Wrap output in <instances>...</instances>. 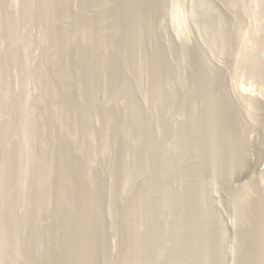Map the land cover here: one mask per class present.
<instances>
[{"label":"rangeland","instance_id":"1","mask_svg":"<svg viewBox=\"0 0 264 264\" xmlns=\"http://www.w3.org/2000/svg\"><path fill=\"white\" fill-rule=\"evenodd\" d=\"M4 1L8 2V3H4ZM133 1H135L139 5H141L142 8L146 9V7H147V10H149V11H147L145 9L144 10H145L146 14L149 13L148 16L150 18H148V17L147 18L151 21V27L142 26L141 32L138 35V38L135 40H134L135 37L133 36V34L130 33V29L128 27V24H126L128 22L130 23V21L133 24L134 23L137 24L135 19L137 17V12H139V11L134 9V7H132V4L134 3ZM1 2H2V5L5 4L3 6H6V4L8 5V6H6V9L8 7L10 12L12 13V15L14 17L17 16L16 14H18L19 11L21 13V11L23 9L22 5H24L23 4L24 0H1L0 3ZM103 2L104 3H102V0H92V1L91 0H69V4H68L69 6H67L68 11L71 13V15L69 14L70 15L69 18L64 19V17L63 18L60 17V19L55 18L56 20L50 19L48 22L45 23V25L40 24V22H38L37 20H32V23H29L27 25L24 24V26L22 25V27H24V28H22L20 26L22 29L20 31H21V34L23 35V37H22V35H20L18 33V37L16 36L17 38L12 39L13 42H11L12 43L11 46H9V43H8L11 40L5 41L4 39H2V41L4 40L5 42L4 43L1 42L2 44L0 43V45H1L0 46V50H1L0 52L1 53L3 52L5 54V52L7 51V53L9 55H11L12 51H9V50L12 49L13 51L15 50L17 53L20 54V55H18L20 58V64L18 66H16L17 68H15V67H14L15 69L13 68V70H15V71H11L12 73L10 72V74H11V76L9 75L10 79H9V76L7 77L9 79V82L11 83V86H10L11 89L9 91V95H10V92H12L15 95L14 98H16V99L18 98L20 100L21 99L23 100L21 102L22 103L24 102L23 103L24 106L26 103V108L29 109V118L30 119H28V120H30V124H31V125L29 124V129H31V131L33 132L32 128H34L35 129L34 132H35V134L37 133L36 135L38 137L41 135L43 137H45L44 139L42 137V140H41V141H43V140L46 141V142H44V141L42 142V144L43 143L46 144V145L43 144L44 146H47V147H45L47 149L42 148L43 150H45L44 152L49 151V148L52 147L53 152L55 153V157H56L55 162L56 163H58L57 161L60 160L59 157L62 155V153H64V155L69 154L71 158L66 159L67 156L63 155V156H61V157H63L62 160L65 158L69 163L71 161V165H70L69 163H66L67 161L66 162L64 161L65 159L63 160L65 162L64 164L70 165V168L73 170V172L77 176V178H76L77 182H75V183L72 182V183H74V184H72L73 186L72 185L69 186L68 184H67V186L65 185L66 189H67V187L68 188L70 187L69 191H68V194L70 193V195L67 196V200L69 199L67 202L71 201L70 207H73V209L72 208L70 209L68 206H64V207L62 206V208H61L62 212L61 213H64V214L63 215L60 214L59 216H55V213H56L55 211L52 212L54 209V204L57 200V197H56L57 196V189L60 186V182H58V178H57L58 173L54 172V171L51 174L54 173V175H56V176L53 175L54 177H52L51 174L49 176V178L52 177V179L50 178L52 181L51 182L52 187H50L48 197L50 200L55 199V201L54 200L50 201V203L52 202V204L49 203V205H47V206H49V208L45 207L46 204L40 205L41 203H39L38 199H36V198H38L37 196L39 195V192H37V190H35L34 188L33 189L31 188L32 179L34 176V168H35L34 166H31V165H34L33 164L34 161H32L33 158L31 160V157L35 156V154L37 155L38 151L41 150L40 146L42 144L40 145L38 139L36 140L35 137H37V136L32 137L30 139V137L34 136V135H31L32 132L30 133L28 131L31 136L27 135V137H26L27 142L26 143L24 142L25 146L23 145L22 129H21L22 123L20 124L21 121L18 120V118H17L20 116V113H18V111L16 112L17 109L19 110L18 105H17L18 101L16 100L15 101L16 104H15V102H13L14 100L11 99L12 100L11 102L14 105L12 103H10V105L7 108L10 109V108H13L14 106L17 105L15 107L16 109L13 108L11 110H7L8 113L7 114L4 113L6 115V117H4L5 115L2 113L0 115V117H1L0 118V124H1V122H2V124L4 123L3 117L5 118V122L7 119H13V121H14L13 134H12V137L10 138V142L8 144V147H10L11 144H13V145H11V147L12 146L15 147L18 144L22 143L21 146H22V148L25 149V150L23 149L25 152L22 151V152H24V153H22V157L23 156L24 157L22 160L23 167L21 169L24 170L23 175L26 174V176L24 175V178H23L24 180L25 179L26 180H25V182L23 180V182H18V183L14 182L15 184H11L12 191L14 193L11 197V202L9 204H7V206H9L10 209L12 207L11 210L13 211L12 212L13 218H11V220L14 219L17 222V224L14 220L11 221L9 219L8 220L9 222H7V226L12 231L15 229L14 232H16V235H15L16 237H12L13 239H11V237L9 238L8 242L5 243V245H7V247H5V245H4V247L2 246L6 251L4 250L2 260H1L2 262L1 261L0 262L3 264H30L29 261L31 262V260L36 259V262H38L37 264H55L53 262H55L57 259H53V258H55V257H53V255L56 256V258L61 257V255H63L65 257V259L67 258L65 260V262L67 261V263H69V264H71V263L87 264L84 261V257L86 254L84 251L85 249H84L83 243L81 242L82 245L79 242L77 244L76 241H74V239H72V237H71L72 232H75V233L81 232L82 234L84 233L83 235L85 238L87 237L84 240V242L86 241V244H89L93 248V251H94L93 252L94 262L93 263L94 264H120L121 261L123 262V260H124L123 257H125L124 255L126 252V248L124 246L125 243H123V240L125 242V238H126L125 237L126 233L124 234V232H125L124 230H125L127 217H130V216H128V213H127L128 207H129L132 200H134V201H132L131 204H136V201H137L136 199L138 196L137 194H140V191H141V193L143 192V190H142L143 186L142 185L145 184L144 182H140V180H141V178L148 176L147 171H145V173L143 172L141 175H139V177H137V174H136L135 162L137 161V163H138V161L140 159V156H139V147H140L139 144L140 143L137 139L134 125H130L128 123L129 125L126 124L127 126L125 125V128H124V126L120 127L121 125H119L121 118L123 117L122 115L126 114V116H127L128 113L130 114V112H128V113L126 112L127 109L129 110L128 106L125 109L126 103L132 102L131 104L132 105L134 104L133 105L134 107L133 106H132L133 108L131 107L133 110L132 112H134L136 110L137 112L139 111L141 114H144L150 121V130H151L150 133L152 132L151 133V135H153L152 137H154L157 142H160V143L163 142L164 143V144L163 143L162 144H163L165 150L163 148H161V146H160L159 151L156 152L155 154H153L154 157L156 158L157 154L162 152L166 155H170V157L172 156V158L176 159V163H177L175 169L173 168V170L170 172L171 173L170 176L168 174L166 176V178L160 182H147V185L150 188L148 187L149 188L148 189L147 187H145L147 189L146 190L147 194L148 195H149V193L151 194L148 196V199H147L149 204H146L147 206H145V204L143 203L144 204L143 207L147 209V216L148 217L151 216L150 219L146 220V222H149L150 220L155 224H157L159 222L158 226L160 227V229L158 227L159 230H158V233L155 235L156 239L155 238L154 239L155 240L159 239L158 241H156V244H157V246L159 245V248H161L160 250H158L159 252L160 251L161 252L160 253L157 252V254L159 253L158 255L156 254L158 256V259H157V256L154 254V252H152L151 249H147V250H145L146 253L145 252L143 253L144 258L145 259L147 258L150 260H153L154 258H156L157 262H159L160 264H163L164 262L166 264H168L169 262H173V264H174L176 262L175 257H177L178 255H179L178 258H181L182 255L184 257L186 250H187L186 245L188 243L189 235H190L186 231L187 230L186 229L187 222H185L183 220L184 217L187 218L186 216H188L190 214V213L188 214L189 211L186 209V203H187L186 198L187 197L185 194L187 193L188 189L190 190L193 188V190L199 191L200 199L198 202V204H199L198 208L200 207L199 209L201 210L202 218L204 219L203 230L201 228H199L197 233L202 235L201 237H203V240L206 242V245H208V246L210 245L209 248H208V246L206 247V256L207 257L205 258V264H237L238 263L239 245H238V238L237 239H235V238L237 237V233H238L237 227L239 224L238 223L239 219L235 220V218L232 217V215H233L232 210L228 204V198L226 197L230 191L229 188L225 185L221 186V184L216 180V178L213 177V173H211L210 168L204 169L205 171H203V174H202V177H203L202 182H200L199 185H197V183L195 184L193 182L191 184L187 179L179 177L180 176L179 174L181 172L180 170L183 166L186 165V163H185L186 161L184 162L183 161L184 159H182L184 155L180 149L181 147L179 145L178 134H176L175 132H173L174 134L172 132H171L172 134H170L169 133L170 131L169 130L167 131L166 129H169L171 127V129L173 131L175 130L177 132L179 130V127H181V125L184 121V114H182V112H180L179 109L177 110L178 106H177V108L175 106L178 103V101H179L178 99H179V97H181V94L185 95L187 93V91H190V89L193 90V88H191V86H190V84L192 83L191 78L196 79V80L194 79V85H197L199 83L197 85L198 87H196V89H195V90H197L196 92H198L200 90V93H203V91L201 90L202 85H203V83L201 84V81H202L201 77H206V79L207 78L210 79L212 76L217 75L218 78L223 80L225 88L227 90V93H228L229 97L231 98L230 100H232L233 104L236 106L235 107V108H237L236 111L238 110V113L240 114L243 123L246 126L248 125V127L251 130V136L249 138V140H250L249 143L250 142L251 143L249 144L250 149L248 151V157L244 161V164L241 165L242 168L240 166L241 170L239 169V171H238V178L233 180V183H232L233 186L231 185L230 188L235 190V188L238 189V187H239L238 191H240L241 186L243 187V185H244V187L249 186L252 188V191H255V189H256L255 183L256 182H263L264 183V114L262 113V111L259 108L255 109L256 106L253 107L254 105L249 107L248 102H247L250 99H253V100L257 99L259 101L264 100V84L259 83L261 81L259 79H257L256 77H254L249 72L248 68H246L245 66H243V65L239 66L237 64H236L237 65L236 66V65H234L235 63L233 64V62H235L234 61L235 56H237L235 54L237 52H239L237 50V49H239V48H237L239 46V43L236 42L237 40H235L234 35L231 33V37H230L231 39L228 38V40H230L232 42L228 41L227 44L225 43L226 45H224L222 43L219 44V42H221V40L218 39L217 38L218 36L216 35V32L218 31V28L220 26L227 27L226 29H228V27H231V26L235 27V25L237 23H241L240 27H241V30H243L242 33H244V35L246 34V36H249V35L255 33L256 30L259 31L260 27L262 26V24L260 26V23H261V21L262 22L264 21L263 14H262V12H263L262 7L264 5L262 4L263 3L262 0H247L245 12L244 13L242 11L239 12V10L236 9V10L232 11L233 14L231 12H229V10L223 5V0H129V1L128 0H104ZM2 5H0V6L2 7ZM130 8H133V9H130ZM4 10H5V8L1 9V14L4 13ZM57 10L60 13L59 15H62L61 13H63V11L61 9H57ZM234 12H237V13L235 14ZM99 14H100V16H99ZM150 14H151V16H150ZM80 15H85L83 17L87 18V20L89 21L88 23L93 25L92 27H90L91 33L89 32V29L87 28L86 25H85L86 27L84 25H81L82 23H81ZM101 15H103V17L106 19L101 18ZM0 16H1V18L3 17L2 15H0ZM14 17L13 18L10 17L11 20L9 22L13 23L12 20L14 19ZM261 17L263 20H261ZM5 18H6V15H5ZM5 18L3 19V22H4ZM79 18H80V20H79ZM101 19L103 20V22ZM59 20H61V21H59ZM78 21H79V23H78ZM20 22L21 21H19V24H20ZM74 23H76L79 26V27L77 26V28H78L77 39L73 42L75 44H73V45L71 44L72 48L69 50L70 54L67 52L66 56H64L63 61H62L64 64L67 63L65 65L68 67L70 74L71 73L73 74L72 75L73 77H71V79L72 78L73 79L72 80L69 79V82H68V85L71 87V88L69 87V91L72 92L73 101L71 104L61 103V105H60V103H58V101H57L59 99H56L55 103H57L58 106L60 105L59 107H61V111H63L66 114L70 113L72 116L76 117V120H75V117H72L73 120L76 121L75 122L76 128H78L75 130V134H74L75 140L73 138L67 137L66 133H63L64 131H62L63 128L59 129L60 125L58 123H56L54 120H51V116H49L47 114H46V117L48 119V123H49V121H50V123L47 125L45 132L41 131L42 130L41 124H39V122H40V120H39V111H40L39 107L41 108V105L39 103H40L42 97H43L42 101L43 102L46 101L48 104H49V102L54 100V99L51 100L50 97L43 95L42 90H41L42 87H41V78H40V72H39L40 71L39 69L41 67L40 66L41 60H43V62H44V59L42 57L46 56L47 52L52 48L51 45H52L53 41H51V40H52L53 36H52L50 30L53 28L59 29V27H60V29L69 28V27L72 28ZM32 24H33V26H32ZM3 25L6 26V24H3ZM113 25L116 27H114ZM238 25H240V24H238ZM4 26L2 28L3 33H5V31L7 30L6 29L7 26H6V28ZM112 26L115 28V30L113 29ZM42 28H45V29H42ZM99 28H100V30H99ZM87 29H88V31H87ZM43 30H46L45 32H47L46 33L47 35L46 34L44 35ZM260 30H262V28ZM84 31H86V33L88 35L86 33H84ZM112 32H113V34H112ZM261 32L259 31V33H261ZM259 33L257 35H260ZM46 36H48L49 38ZM128 36H129L130 41H128L129 40ZM224 36H226V34ZM87 37H88V39H90V38L91 39L88 40ZM221 37H223V35ZM213 38H215V39H213ZM14 39H16V40H14ZM223 39H224V37H223ZM213 40H215V41H213ZM86 44H87V46H86ZM222 45H224V46H222ZM71 46H69V47H71ZM87 47H89V48H87ZM4 48H6V49H4ZM136 48H139L140 50L136 49ZM133 49L134 50L136 49L138 51L137 53H138V56L140 58H137V59H138V62L141 61L140 63L143 66H138V67L136 66L137 69H135V67H133V66L126 65L128 67V69H127V67L124 66L125 65L124 61L126 59L127 60L130 59V57L132 55V54H130V52ZM7 53H6V55H8ZM91 54H92V56H91ZM103 55H107L106 56L107 64L109 65L108 68H110L108 71L107 70L105 71L104 66L102 65V62H103L102 60L104 58ZM124 56L126 58H124ZM78 57H80V58H78ZM0 58L2 60V58H4V55L1 56V54H0ZM151 58H152V60H151ZM79 59H81V62L78 61ZM153 59H155L156 64L160 65V66L157 65L159 68L169 66L171 72H173V78L172 79H171L172 74H171L170 79L166 78L164 76V72H163L164 68L163 69L161 68L162 69L161 72H163V73H158V74H160L159 76L161 77L160 79H161L162 85H163L162 90L164 91V92H162L163 94H160L161 97L159 95L160 99L158 97H156L158 95H155V93L152 94V92L148 88L149 87L148 85L151 84V82H150L151 79H153V75H155V71L150 66V64H151L150 62L153 61ZM161 61H162V63H161ZM140 63L137 65H140ZM90 65L91 66L93 65V66L91 67ZM145 65H148L149 68H148V66L146 67ZM75 66H77V67H75ZM234 66H236L237 68ZM76 68L78 70H76ZM129 68H130V70H129ZM26 69H29L30 73L29 72L26 73ZM90 69L91 70L93 69L92 70V73H93L92 75L94 78L93 79V83H94L93 86L94 87H92L93 89L91 88V86H92V84L90 82L91 79H89V77L87 76L88 75L87 71ZM49 70H50V68H49ZM133 70H138V71L134 73ZM141 70H143V72ZM49 72H53V71L50 70ZM139 72H141L142 76ZM194 73H197V75L194 76ZM50 74H51V76L52 75L54 76L53 73H50ZM78 75H80L79 76L80 79L78 78ZM134 75L135 76L139 75L140 76L139 78H141L139 80L140 83L138 84L139 87L135 85L136 82H134V78H135ZM250 75H252V76H250ZM53 76H52V78L54 79ZM74 77H75V79H79V80H77L78 82L79 81L81 82L80 83V85H81L80 90L81 91H78V88L76 87V84L74 82L75 81ZM123 78L124 79L127 78V83H129V85L132 86L133 92L131 91V93H130V91H128V88L126 87V85L123 86L121 84L123 82ZM199 80H200V82H199ZM210 80L212 83L211 87L215 88L214 90H218V92L220 94L221 92H220V89H218L219 88L218 87V80L216 78H215V80L214 79L212 80V78ZM71 81H73L75 85L69 84V83H71ZM166 81H169V82H166ZM119 84L121 85V87H119L120 86ZM200 84H201V86H200ZM1 86L2 85L0 84V87ZM123 87H125V88H123ZM104 88H106V89H104ZM71 89H72V91H71ZM3 90L4 89H2V87H1L0 88V103L4 102L3 100L1 101V99L4 98L5 93H6V91L5 90L3 91ZM112 91L115 93H113ZM166 91H168L169 93L168 92L166 93ZM170 92L177 95L175 97L178 99H176V98L175 99L178 101H176V100L173 101V102H175V105H173L174 103L168 102L169 101L168 96L170 95ZM77 93H80V94L78 95ZM41 95H42V97H41ZM89 95L92 96V101L90 103L87 99V97ZM12 97L13 96H11V98ZM40 97H41V99H40ZM44 98H45V100H44ZM38 99L40 101H37ZM115 99H117V100H115ZM77 102H78V104H77ZM22 103H20V105ZM244 103H247V106H246V104L244 105ZM10 106H12V107H10ZM73 106L75 108H73ZM245 107H247L248 109H246ZM130 116H131V114H130ZM145 116H143V117H145ZM31 117L34 119H32ZM19 118L21 119V117H19ZM36 123H37V125H36ZM83 123L86 125H84ZM15 124H16V126H15ZM57 124L59 126H57ZM82 124L84 126H82ZM1 125H0V131H1L2 126H3V125L2 126ZM168 126H170V127L168 128ZM49 129H52V131ZM59 130H61L62 132ZM123 130L125 132H123ZM50 132L55 133L54 138H52L51 135H50L51 137L48 136V134ZM54 133H53V136H54ZM63 134H64V136H63ZM51 138L53 140H50ZM39 139H41V138H39ZM0 140H1V138H0ZM1 142L2 141H0V144H2ZM58 142H61L62 144L59 143L60 144L59 145ZM38 143H39V145H38ZM82 143L84 145V146L82 145L84 147V149H87V152L89 151L88 153L91 154V157L89 159L90 161H89L88 165H89L90 172L93 175H92V178L90 180V183L85 181V177H83L84 174L82 173V170L79 167L77 168V165H73V163H72L74 159H79V160H82L83 162H84V160L85 161L87 160L86 159L88 157V156H86L87 153L84 154L82 151V149H83V147L81 146ZM49 144H51V145H49ZM128 144H130V145H128ZM251 144H252V146H251ZM2 146L4 147V144ZM60 146H62V147H60ZM38 148L40 150H38ZM61 148H63V149L68 148L67 150L69 152L65 149V151H61L62 153L61 152L59 153L58 149H61ZM80 148H82V149H80ZM119 152L122 154H120ZM203 152L206 153L207 149H205V151H203ZM65 153H67V154H65ZM90 154H89V156H90ZM56 155H58V157ZM57 158H58V160H57ZM157 158H158V156H157ZM203 161H204V157H203ZM121 162L123 163V165L126 168V169L125 168L124 169L127 170L126 174H129L126 177L124 176V178H123L125 183L122 182L120 175L118 173L116 174V171H115V170H117L116 168H118L119 165H122ZM59 163H61V161ZM184 163H185V165H184ZM24 167H25V169H24ZM30 172H32V173H30ZM130 172H132V173H130ZM130 174L131 175L133 174L132 175L133 178H130L131 177ZM140 176H141V178H140ZM128 178H130L131 180ZM125 179H128L127 180L128 182H126ZM163 182H164V184H163ZM235 182L237 185L234 184ZM19 183H20V187H19ZM137 183H139V185ZM193 184L195 185V187ZM238 184H239V186H238ZM250 184H254V185H250ZM76 186H77V190H75V192L73 193L72 187H74V189H76ZM86 186L91 188V190L93 191V194L96 195L95 197L97 199L92 200V198H90V197L87 198V194L85 193V191H83V190H85L84 187L86 188ZM158 187H160L159 190L161 188H165V187H166L165 189L167 190L165 192L166 193V201L164 203L165 206L163 205L161 208H159L156 204L158 202V198L159 199L161 198V196H160L161 191L158 190ZM186 187H187V189H186ZM197 187H200L202 189H200V188L197 189ZM30 188H31V190H30ZM176 189H177V191H175ZM25 190H26V193H25ZM27 190H28V192L30 191L28 194H27ZM151 190L152 191L154 190V191L152 192ZM178 190H179V192L181 191V193L178 194ZM35 191H36V195H35L36 198L34 196ZM82 191H83V193H82ZM135 192H136V194H135ZM15 194H16V198H15ZM50 194H52L56 198L54 197L51 199V197H53V196ZM80 194H81V196L84 195L85 198L81 197ZM175 194H176V196H174ZM73 195H74V197H73ZM70 197H72L73 199L71 200ZM180 198H181V200H180ZM182 198H184V199H182ZM244 198H245V200L250 199L249 197L247 198V196H245ZM12 199L14 202L12 201ZM14 199H16V200H14ZM156 200H157V202H156ZM183 200H184V202H183ZM90 202H92V203H90ZM0 203H2V202L0 201ZM12 203H14V205H16V207H13L14 205ZM126 205L128 206L127 208H125ZM1 206H0L1 207L0 212L6 211L7 209L9 210V207H7L6 204H2ZM43 206H44V208H43ZM51 206H53V208ZM41 207H42V209H41ZM74 207H76V208H74ZM148 207H150L153 211L149 210L150 208H148ZM184 207H185V211L184 210L181 211L182 209H184ZM37 209L40 210L39 212L41 215L39 216V218L36 221H34L32 214ZM64 209H65V211H64ZM156 211H157V213H158V211H160L161 217L160 216L158 218L155 217ZM72 212H73V214H72ZM79 212L86 213V214L89 213L90 214L89 216H92V217H90V219L91 218H93V219L90 220L91 222L90 221H88V222L83 221L82 214ZM149 212H151V213H149ZM185 212L187 214H185ZM124 213L125 214L127 213L126 216ZM70 214L72 215V218H71ZM61 215L63 216V218H61L62 217ZM148 217H146V218H148ZM24 218L28 219L29 222H27V223L25 222L26 224H24L25 220H21ZM123 218H124V220H123ZM125 218H126V220H125ZM153 218H154V221H153ZM70 219L71 220L73 219V220L71 221ZM156 219H157V221L155 222ZM20 221L21 222L23 221L22 227H21ZM170 221H172V222H170ZM65 223H67V225H65ZM89 223H91L92 225L89 226ZM181 223H183V224H181ZM184 224H185V226H184ZM217 224H220V225L218 226ZM72 225H74V226L72 227ZM123 225H124V227H123ZM53 226H55L57 228H59V226H60L59 232L57 234L58 236H56V234H53V235L51 234V232L54 233V229H52ZM181 226L183 228H181ZM16 227H17V229H16ZM177 227H180V228H177ZM220 227L222 229H220ZM70 228H72V229L70 230ZM218 228L220 229L219 233H222V234H219L221 236L220 237L221 242L219 244H221V245H219V247L217 248V250L219 249L217 251L218 255L216 254L217 257L216 256L214 257L213 250H211L210 248L213 249L214 243H212V242H214L213 240L216 237L213 235H217L215 233H218V231H216V230H218ZM63 229H66V230H63ZM80 229H82V230H80ZM162 229H164L163 230L164 232L162 231ZM49 230H51V232ZM200 230L202 231V233L204 235L201 234ZM222 230H223V232H222ZM39 231L43 234V235L41 234L42 240H43L42 244L45 241H46V243L43 244V246H41L40 249H36V247H35L36 243L34 244L33 242H35L34 241L35 240V233L39 232ZM61 231H62L63 235L61 234ZM100 231L102 232V234H100V235H102L100 238H103V241L98 236L99 233H101ZM140 231L142 233H144L145 231L147 232L146 225L144 227H142V230L140 229ZM31 232H33V233H31ZM181 233H183V234H181ZM64 235H66V236L63 237ZM44 236H46L45 239H43ZM57 237H59V242L56 241L58 239ZM184 237L186 238V240L184 239ZM46 238H48V239H46ZM68 238H69V241H68ZM51 239H53V241ZM71 240H72V242H70ZM47 241L50 243H48ZM55 241L57 243H53ZM61 241H62V243H60ZM65 241H67V242H65ZM176 241H179V242H176ZM163 242H164V244H163ZM25 243H26V245H25ZM55 244H57V245H55ZM72 244L76 246L75 247V250L77 251L76 256L79 255L76 258L78 259L81 257L80 258L81 261L79 263L74 260L73 256H70V254L68 255V251H69L70 247L73 246ZM18 245H19V247H17ZM58 245L61 247L58 248L59 247ZM62 247H63V249H62ZM65 248L67 249V252H66ZM50 251H52V252H50ZM171 251H173V252H171ZM46 252H47V254H46ZM151 252H152V254H151ZM174 252L178 255H176ZM219 253H221V254L219 255ZM49 254H52V256ZM180 254H182V255H180ZM47 255L50 259L46 262L45 257H47ZM67 255L69 257H67ZM148 255H150L151 257ZM37 256L39 258L38 261H37ZM50 256L52 257V260H51ZM29 257H31V258H29ZM183 257L181 258V260L183 259ZM43 258H44V261H43L44 263L42 262ZM214 258H218V260L216 261V259H214ZM71 259H73L74 261ZM50 261H51V263H50ZM122 262H121V264H122Z\"/></svg>","mask_w":264,"mask_h":264},{"label":"bare ground","instance_id":"2","mask_svg":"<svg viewBox=\"0 0 264 264\" xmlns=\"http://www.w3.org/2000/svg\"><path fill=\"white\" fill-rule=\"evenodd\" d=\"M1 1V0H0ZM92 1V0H91ZM104 0H102V3ZM129 1V0H128ZM134 3L132 4V7H134V9L138 10L139 12H137V17L135 19V21L137 22V24H133L131 21L130 23H126L128 24V27L130 29V33L133 34V36L135 37V39L138 38V35L140 34L141 32V27L142 26H146V27H151V21L148 19L150 18L148 16V14L145 13V10H147V7L146 9L145 8H142L141 5H139L137 2L133 1ZM139 2V1H138ZM247 0H223V5L229 10V12L232 13V11L234 10H239V12H245V8H246V5H247ZM262 4L264 5V0H262ZM4 3H8V2H5ZM24 5L23 6V9L20 13L16 14L17 16H13L12 13L10 12L9 8L7 7L6 9V6H8L6 4V6H3L5 4L2 5V2L0 3V5H2V7L0 6V15H2L4 18H5V15H6V18L3 22V19L1 18L0 16V43H4L6 40H11L9 41V46L12 45L11 42H13V38H17L18 37V33L20 35L21 34V27L22 25L24 26V24H29V23H32V20H37L38 22H40V24L42 25H45L46 22H48L50 19H53V20H56L57 18L60 19V17H64L65 18H69L71 13L68 11V7L69 6V0H24L23 2ZM131 4V3H130ZM99 5V4H98ZM262 5V6H263ZM2 8H5L4 10V13L1 14V9ZM263 8V18H264V6L262 7ZM57 9H61L63 11V13H61L62 15H59L60 13L58 12ZM112 9V8H111ZM130 9H133V8H130ZM145 9V10H144ZM121 10V9H120ZM149 11V10H147ZM151 11V10H150ZM69 12V13H68ZM128 12V11H127ZM111 13V12H110ZM152 13V12H151ZM235 14L237 12H234ZM70 14V15H69ZM77 14V13H76ZM89 14V13H88ZM135 14V13H134ZM233 14V13H232ZM19 15V16H18ZM78 16V15H77ZM85 15H80L81 17V25H86L87 28L89 29V32H90V27H92L93 25H91L90 23H88L89 21L87 20V18L83 17ZM100 16V14H99ZM151 16V14H150ZM239 16V15H238ZM14 17V19L12 20L13 23L9 22L11 19ZM148 17V18H147ZM56 18V19H55ZM101 18H104L103 15H101ZM116 18V17H115ZM119 18V17H118ZM78 19V18H77ZM99 19V18H98ZM106 19V18H104ZM20 24H19V21ZM80 20V18H79ZM100 20V19H99ZM102 20V19H101ZM111 20V19H110ZM117 20V19H116ZM220 20V19H219ZM261 20L262 17H261ZM18 21V22H17ZM61 21V20H59ZM58 22V21H57ZM93 22V21H92ZM103 22V20H102ZM254 22V21H253ZM22 23V24H21ZM77 23V22H76ZM74 23L73 27L72 28H62L60 29H51V34L53 36L52 40V48L47 52L46 56L42 57L44 59V62L43 60H41V64H40V78H41V87H42V93L43 95L45 96H48L51 98V102H49V104L46 102V101H42L43 100V97L41 99V101L38 99L37 101H40V105H41V108L39 107L40 111H39V124H41V128H42V132H45L46 130V127L47 125L50 123H48V119L46 117V114L51 116V120H54L56 123H58L60 125V128L59 129H62V131H64L63 133H66V136L67 137H70V138H73L74 139V134H75V130L78 129L76 128V124H75V120H76V117L75 116H72L70 113L69 114H66L64 113L63 111H61V107H59L61 105V103H64V104H71L72 101H73V98H72V92L69 91V85H68V82H69V79H71V77H73L72 73L70 74V71L68 69V67L65 65L67 63H63V58L64 56H66L67 52L70 54V49L72 48L71 44H75L73 43L76 39H77V34H78V28H77V24ZM79 23V21H78ZM96 23V22H95ZM100 23V22H99ZM3 24H6V26H4ZM106 24V23H105ZM215 24V23H214ZM240 24V25H238ZM262 24V26H261ZM37 25V24H36ZM41 25V26H42ZM69 25V24H68ZM101 25V24H100ZM221 25V24H220ZM224 25V24H223ZM3 26L8 30L5 31V33L2 32V28ZM21 26V27H20ZM33 26V24H32ZM62 26V25H61ZM83 26V27H84ZM85 26V27H86ZM114 26V25H113ZM112 26V27H113ZM230 26V25H229ZM241 23H237L234 26H231V27H228V29H226L227 27H224V26H220L218 28V31L216 32V35L218 36L217 38L221 40L220 43L226 45L228 43V38L231 37V33L234 35L235 37V40H237L236 42L239 43V46L237 49L239 52H235L237 56H235V62H233L234 65H243L245 66L246 68H248L249 72L254 76L256 77L257 79H259L261 82L259 83H263L264 84V21L260 23V29L262 28V30L259 29V31L261 33H259V31H257L256 29V32L249 35V36H246V34L244 35V33H242L243 30H241ZM254 26V25H253ZM79 27V26H78ZM116 27V26H114ZM113 27V29L115 30V28ZM127 27V28H128ZM24 28V27H22ZM94 28V27H93ZM98 28V27H97ZM216 28V27H215ZM254 28V27H253ZM42 29H45V28H42ZM87 29V31H88ZM80 30V29H79ZM83 30V29H82ZM86 30V29H85ZM100 30V28H99ZM112 30V29H111ZM123 30V29H122ZM46 30H43V33L44 35L47 33L45 32ZM213 31V30H212ZM216 31V30H215ZM2 32V33H1ZM260 35H257L258 33ZM84 33H86V31H84ZM91 33V32H90ZM129 33V32H128ZM87 34V33H86ZM85 34V35H86ZM113 34V32H112ZM213 34V33H212ZM226 34V36H224ZM47 35V34H46ZM50 35V34H49ZM88 35V34H87ZM91 35V34H90ZM117 35V34H116ZM215 35V36H216ZM223 35V37L221 36ZM17 36V37H16ZM23 37V35H22ZM48 37V36H46ZM91 37V36H90ZM97 37V36H96ZM221 37V38H220ZM49 38V37H48ZM85 38V37H84ZM127 38V37H126ZM2 39H4L2 41ZM83 39V38H82ZM86 39V38H85ZM88 39V37H87ZM91 39V38H90ZM88 39V40H90ZM128 39H129V36H128ZM212 39V38H211ZM215 39V38H213ZM231 39V38H230ZM16 40V39H14ZM18 40V39H17ZM21 40V39H20ZM217 40V39H216ZM130 41V39L128 40ZM127 41V42H128ZM137 41V40H136ZM215 41V40H213ZM219 41V40H218ZM225 41V42H224ZM61 42V43H60ZM91 42V41H90ZM138 42V41H137ZM232 42V41H230ZM1 43V44H2ZM18 43V42H17ZM77 43V42H76ZM226 43V44H225ZM14 44V43H13ZM8 45V44H7ZM103 45V44H102ZM222 45V46H224ZM1 46V45H0ZM71 46V47H69ZM87 46V44H86ZM98 46V45H97ZM106 46V45H105ZM20 47V46H19ZM84 47V46H83ZM138 47V46H137ZM227 47V46H226ZM8 48V47H7ZM21 48V47H20ZM78 48V47H77ZM89 48V47H87ZM95 48V47H94ZM93 48V49H94ZM130 48V47H129ZM224 48V47H223ZM234 48V47H233ZM6 49V48H4ZM14 49V48H13ZM122 49V48H121ZM127 49V48H126ZM136 49H139V48H136ZM132 50L130 52L131 57L129 60H125L124 61V66L127 67L126 65L128 66H133L136 68V66H143L139 61L138 62V59L137 58H140L138 56V51L137 50ZM222 49V48H221ZM230 49V48H229ZM235 49V48H234ZM9 50V49H8ZM83 50V49H82ZM91 50V49H90ZM140 50V49H139ZM1 51V50H0ZM6 51V50H5ZM9 51H12L11 52V55H9L7 53V51L5 52V54L2 52H0L1 56L4 55V58H0V84L2 85V89H4L6 91L5 93V96L3 99H1V101L3 100L4 102L3 103H0V115L3 113H8L7 110H11L13 108H15L17 105H18V108L19 110L17 109L16 112L18 111V113H20V116L21 119L19 117L18 120H20V124L22 123V141H23V145H24V142L26 143L27 142V135H30V133L32 132L31 129H29V124H30V119L29 118V109L26 108V103H25V106L23 105V103L21 101H23L22 99H16L14 98L15 95L10 92V95L13 96L11 98V96L9 95V91H10V86H11V83L9 82V79H10V72L11 71H15L13 70V68H17L16 66H18L20 64V58L18 55H20L19 53H17L15 50L13 51L12 49H10ZM86 51V50H85ZM95 51V50H94ZM109 51V50H108ZM127 51V50H126ZM228 51V50H227ZM44 52V51H43ZM80 52V51H79ZM98 52V51H97ZM124 52V51H123ZM129 52V51H128ZM6 53L9 55H6ZM125 53V52H124ZM108 54V53H107ZM111 54V53H110ZM231 55V54H230ZM76 56V55H75ZM92 56V54H91ZM104 58H103V62H102V65L104 66V69L105 71L109 70L110 68H108V64H107V58L106 56L107 55H103ZM158 56V55H157ZM180 56V55H179ZM229 56V55H228ZM22 57V56H21ZM153 57V56H152ZM163 57V56H162ZM234 57V56H233ZM69 58V57H68ZM80 58V57H78ZM124 58H126L124 56ZM100 59V58H99ZM164 59V58H163ZM69 60V59H68ZM152 60V58H151ZM167 60V59H166ZM67 61V60H66ZM79 62H81V59L78 60ZM93 61V60H92ZM158 61V60H157ZM178 61V60H177ZM43 62V63H42ZM113 62V61H112ZM138 62V63H137ZM155 62V63H154ZM179 62V61H178ZM23 63V62H22ZM96 63V62H95ZM119 63V62H118ZM140 65H137L139 64ZM151 63V64H150ZM149 64L150 66L153 68V70L155 71V75H153V79H151V84L148 85L150 91L152 92V94L155 93V95H158L156 97H158L160 99L161 95L160 94H163L162 92H164L162 89H163V85H162V81H161V77L159 76L160 74L158 73H163L164 72V76L166 78H169L171 77V74H172V77L171 79L173 78V72H171L170 70V67L169 66H165V67H161L163 69V72L161 68H159L157 65L159 64H156V61L155 59H153V61H151ZM162 63V61H161ZM176 63V62H175ZM198 63V62H197ZM90 64V63H89ZM97 64V63H96ZM147 64V63H146ZM168 64V63H167ZM83 65V64H82ZM94 65V64H93ZM92 65V66H93ZM153 65V66H152ZM166 65V64H165ZM236 65V66H237ZM39 66V65H38ZM80 66V65H79ZM91 66V65H90ZM89 66V67H90ZM91 66V67H92ZM111 66V65H110ZM146 67L148 65H145ZM160 66V65H159ZM234 66V67H236ZM77 67V66H75ZM179 67V66H178ZM14 68V69H15ZM36 68V67H35ZM53 71V72H49L50 70ZM96 68V67H95ZM100 68V67H99ZM141 68V67H140ZM149 68V66H148ZM199 68V67H198ZM237 68V67H236ZM12 69V70H11ZM128 69V67H127ZM75 70V69H74ZM76 70H78L76 68ZM93 70V69H92ZM92 70H88L87 73H88V77L89 79H91V88L94 87V83H93V73H92ZM130 70V68H129ZM198 70V69H197ZM247 70V71H248ZM38 71V70H37ZM85 71V70H84ZM138 70H133V72H137ZM140 71V70H139ZM143 72V70H141ZM30 73L29 69H26V73ZM195 72V71H194ZM12 73V72H11ZM50 73H53L54 74V79L52 78L51 74ZM141 74V72H139ZM82 74V73H81ZM137 74V73H136ZM135 74V75H136ZM139 74V75H140ZM147 74V73H146ZM149 74V73H148ZM154 74V73H153ZM215 74V73H214ZM213 74V75H214ZM10 75V76H9ZM134 75V82L136 86H138V84L140 83L139 80L141 78H139L140 76H135ZM197 75V73H194V76ZM250 75V76H252ZM9 76V79L7 78ZM80 75H78V78H79ZM119 76V75H118ZM142 76V74H141ZM198 77V76H197ZM186 78V77H185ZM194 78V77H193ZM202 78V81H201V84L203 83L202 85V88L201 90L203 91V93H200V90L198 92H196L197 90L196 87H198L197 85H194V79L191 78V88H193V90H191L190 88V91H187V93L185 95L181 94V97L176 98L175 96H177L176 94H173L170 92V95L168 96V102L169 103H174L173 105H175V102H173L174 100L178 101V103L176 104V108L177 110L179 109L180 112H182V114H184V121L181 125V127H179V130L176 132L175 130L173 131L171 129L170 126H168L169 129H166L167 131L169 130L170 134H172L173 132H175L176 134H178V140H179V145H180V149L183 153V158L184 159L183 161L186 163H184L185 166H183L181 168V172H180V176L181 178H184V179H187L191 184L192 182L193 183H197V185L200 184V182H202V174H203V171H205L204 169L205 168H210L211 169V173H213V177L216 178V180L221 184V186L225 185L229 188V193L228 195L226 196L228 198V204L232 210V217L235 218V220L239 219L238 220V227H237V230H238V233H237V237L235 239L238 238V245H239V251H238V263L237 264H264V183L263 182H256L255 185H256V189L255 191H252V188L249 187V186H245L243 185V187L241 186V190L238 191L237 188L234 189H231V185L233 183V180L234 179H237L238 178V171L239 169L241 170L242 168V164H244V161L246 160V158L248 157V151H249V138L251 136V130L250 128L248 127V125L246 126L243 121H242V118L240 116V114L238 113V110L236 111L237 108H235L236 106L233 104L232 100H230L231 98L229 97L228 93H227V90L225 88V85H224V82L222 79L218 78L217 75L215 76H212V80L215 78L218 80V89H220V94L218 92V90H214L215 88H212L211 85V78L210 79H206V77H201ZM73 79V78H72ZM71 79V80H72ZM80 79V78H79ZM79 79H75L74 77V82L76 84V87L78 88V91H81L80 89V81L78 82L77 80ZM104 79V78H103ZM113 79V78H112ZM199 79V78H198ZM166 80V79H165ZM168 80V79H167ZM196 80V79H195ZM201 80V79H200ZM199 80V82H200ZM170 81V80H169ZM169 81H166V82H169ZM73 81H71V83L69 84H74ZM165 82V81H164ZM216 82V81H215ZM74 84V85H75ZM100 84V83H99ZM107 84V83H106ZM123 86L126 85V87L128 88V91H131L133 92V88L131 85H129V83H127V78H123V82L121 83ZM165 84V83H164ZM200 84V86H201ZM73 85V86H74ZM120 85V84H119ZM194 85V86H193ZM193 86V87H192ZM0 87V88H1ZM75 87V86H74ZM121 87V85L119 86ZM135 87V86H134ZM139 87V86H138ZM71 88V87H70ZM125 88V87H123ZM168 88V87H167ZM88 89V88H87ZM93 89V88H92ZM106 89V88H104ZM138 89V88H137ZM169 89V88H168ZM182 89V88H181ZM3 90V91H4ZM72 91V89H71ZM77 91V92H78ZM103 91V90H102ZM121 91V90H120ZM178 91V90H177ZM2 92V91H1ZM91 92V91H90ZM96 92V91H95ZM111 92V91H110ZM113 92V91H112ZM168 91H166L167 93ZM13 95H12V94ZM86 93V92H85ZM115 93V92H113ZM169 93V92H168ZM175 93V92H174ZM178 93V92H177ZM22 94V93H21ZM78 95L80 93H77ZM96 94V93H95ZM92 95V94H91ZM89 95L87 97L89 103L92 101V96ZM94 95V94H93ZM160 95V97H159ZM183 95V96H182ZM3 96V95H2ZM120 96V95H119ZM180 96V95H179ZM18 97V96H17ZM39 97V96H38ZM77 97V96H76ZM136 97V96H135ZM167 97V96H166ZM20 98V97H19ZM115 98V97H114ZM176 98V99H175ZM11 99H13L15 102L16 100L18 101L17 105L14 106L13 108H10L12 106H10L8 109L7 107L10 105V103H12ZM56 99H59L57 100L58 103H60V105L58 106L57 103H55V100ZM95 99V98H94ZM138 99V98H137ZM157 99V98H156ZM163 99V98H162ZM20 100V101H19ZM45 100V98H44ZM48 100V99H47ZM112 100V99H111ZM117 100V99H115ZM108 101V100H107ZM135 101V100H134ZM166 101V100H165ZM246 101V100H245ZM81 102V101H80ZM119 102V101H118ZM158 102V101H157ZM248 102V106H252L254 105L253 107L256 108H259L262 113L264 114V100L263 101H259V100H253V99H250ZM20 103H22L20 105ZM129 103V104H128ZM132 103V102H131ZM130 102H127L126 103V106H125V109L126 107L128 106L129 110L127 109L126 112H130V114L128 113V115L126 116V114H123L122 118H121V121H120V124L121 125L120 127H123L125 128V125L126 124H130V125H134V128H135V132H136V136H137V139L139 141V156H140V159L137 163V161L135 162V167H136V174H137V177H139V175H141L143 172L145 173V171L148 172V176L146 177H143L141 178L140 182H144L145 184H143V192L141 193L140 191V194H137V201H136V204H131L129 205V207L126 205L125 208L128 207V216L130 217H127V220H126V225H125V232L124 234L126 233V238H125V242L123 240V243H125V248H126V252H125V257H123V262L122 264H160L159 262H157L156 258H154L153 260H150V259H145L144 256H143V253L145 252V250L147 249H151L152 252H154V254L156 255L157 252H159L158 250H160L161 248H159V245L157 246L156 244V241L158 240H155V235L158 233V230L160 229V227L158 226V223L155 224L153 223L151 220L149 222H146V220L150 219L151 216H147V209L143 207V205L145 204V206H147L146 204H149L147 199H148V196L151 195L149 193V195L147 194V189L145 187H149L147 185V182H160L162 180H164L166 178V176L169 174L170 176V172L173 170V168L175 169L176 167V159L172 158V156L170 157V155H166L164 153H158L156 158L154 157L153 154H155L156 152L159 151L160 149V146L161 148L164 149V146H163V142H157L156 139L154 137H152L153 135H151L150 133V121L149 119L144 115V114H141L139 111L137 112L136 110L134 112H132V108L134 107ZM3 104V105H2ZM13 104V103H12ZM16 104V102H15ZM74 104V103H73ZM76 104V103H75ZM78 104V102H77ZM164 104V103H163ZM246 104L247 106V103H244V105ZM14 105V104H13ZM38 105V104H37ZM39 105V106H40ZM92 105V104H91ZM165 105V104H164ZM167 105V104H166ZM78 106V105H77ZM133 106V107H132ZM138 106V105H137ZM132 107V108H131ZM7 108V109H6ZM73 108H75L73 106ZM246 109H248L247 107H245ZM16 109V108H15ZM149 109V108H148ZM6 110V111H5ZM166 111V110H165ZM171 111V110H170ZM260 111V112H261ZM123 112V111H122ZM125 112V111H124ZM125 112V113H126ZM84 113V112H83ZM181 114V115H182ZM5 115V114H4ZM165 115V114H164ZM3 116V115H2ZM145 116V117H143ZM6 117V115L4 116ZM3 117V121L4 123L1 124L2 126V129L0 131V138L2 141L0 144L1 146L4 144V147L0 146V201L2 203H0L1 205L2 204H9L11 202V197L13 195V191H12V187H11V184H15L14 182L18 183V182H23V178H24V175L26 176V174L23 175V172L24 170L21 169L23 167L22 165V160H23V157H22V153H24L25 149L22 148V143L18 144L17 146H12L13 144L10 145V147H8V144L10 142V138L12 137V134H13V125H14V121L13 119H7L6 122H5V118ZM72 117H75V120H73ZM111 117V116H110ZM1 118V117H0ZM8 118V117H7ZM32 118V117H31ZM34 119V118H32ZM162 120V119H161ZM16 121V120H15ZM54 122V123H55ZM110 122V121H109ZM17 123V122H16ZM52 124V123H51ZM57 124V126H59ZM84 124V123H83ZM86 125V124H84ZM128 124V125H129ZM165 124V123H164ZM31 125V124H30ZM37 125V123H36ZM53 125V124H52ZM51 125V126H52ZM16 126V124H15ZM35 126V125H34ZM33 126V127H34ZM50 126V125H49ZM79 126V125H78ZM118 126V125H117ZM127 126V125H126ZM173 126V125H172ZM18 127V126H17ZM16 128V127H15ZM51 128V127H50ZM87 128V127H86ZM33 129V132L31 133V135H34V136H31L30 139L32 137H35L37 136L35 134V129ZM55 129V128H54ZM38 130V129H37ZM52 131V129H49ZM87 130V129H86ZM106 130V129H105ZM30 133H29V132ZM61 131V130H59ZM61 131V132H62ZM85 132V131H84ZM123 132H125L123 130ZM166 132V131H165ZM172 132V133H171ZM53 133L54 132H50L48 134L49 137L52 136V138L55 137V133H54V136H53ZM59 133V132H58ZM87 133V132H86ZM127 133V132H126ZM92 134V133H91ZM125 134V133H124ZM174 134V133H173ZM262 134V133H261ZM46 135V134H45ZM51 135V136H50ZM129 135V134H128ZM47 136V135H46ZM47 136V137H48ZM64 136V134H63ZM131 136V135H130ZM169 136V135H168ZM38 137V136H37ZM36 138V140L38 139L40 145L42 144V142L44 141H41L42 140V135L39 136L38 138ZM41 138V139H39ZM45 137H43L44 139ZM50 139V140H53V139ZM61 138V137H60ZM100 138V137H99ZM68 139V138H67ZM96 139V138H95ZM163 139V138H162ZM169 139V138H168ZM49 140V141H50ZM62 140V139H61ZM60 140V141H61ZM70 140V139H69ZM75 140V139H74ZM73 140V141H74ZM252 140V139H251ZM37 141V142H38ZM48 141V140H47ZM95 141V140H94ZM168 141V140H167ZM46 142V141H44ZM56 142V141H55ZM54 142V143H55ZM69 142V141H68ZM76 142V141H75ZM82 142V141H81ZM80 142V143H81ZM127 142V141H126ZM176 142V141H175ZM38 143V145H39ZM51 143V142H50ZM53 143V144H54ZM57 143V142H56ZM61 143V142H58V144ZM91 143V142H90ZM163 143V144H162ZM44 144V143H43ZM41 145L40 149L38 148V153L37 155L35 154V156L31 157V160L33 158L32 161H34V165H31V166H34V176H33V179H32V185H31V188L37 190V192H39V195L37 196L38 198H36V191L34 193V196L36 199H38V202L41 203L40 205L42 204H46V208H49V203L50 201H55V199L53 200H50L49 197H48V194H49V190H50V187H52V184H51V179L52 177L56 176L53 174H51L53 171L54 172H57L58 173V182H60V186L58 187L57 189V200L54 204V209L52 212H56L55 213V216H59L60 214H64V213H61V208L62 206H68L70 209L73 207H70L71 205V201L67 202V196L70 195V193L68 194V191H69V188L67 187V189L65 188V185L67 186V184L69 186H71L72 184H74L76 181V178L77 176L75 175V173L73 172V170L70 168V165H71V161L70 163L66 160V159H69L71 158L69 154L67 155H64V153H62L61 151H65V149L61 148V149H58L59 150V153L61 152L62 155L61 156H67L66 159L64 160L66 163H69L70 165H67V164H64L65 162L62 160L63 157H59L60 160L57 161L58 163H56V157H55V153L53 152V149L52 147L49 148V151H46L44 152L45 150H43L42 148L44 149H47L45 147L47 146H44V145ZM52 144V145H53ZM62 144V143H61ZM76 144V143H75ZM78 144V143H77ZM105 144V143H104ZM51 145V144H49ZM60 145V144H59ZM83 145V143L81 144V146ZM130 145V144H128ZM25 146V145H24ZM64 146V145H63ZM80 146V145H79ZM84 146V145H83ZM82 146V147H83ZM118 146V145H117ZM252 146V144H251ZM54 147V146H53ZM62 147V146H60ZM87 147V146H86ZM91 147V146H90ZM207 147V148H206ZM96 148V147H95ZM166 148V147H165ZM24 149V150H23ZM68 149V148H67ZM66 149V150H67ZM82 149V148H80ZM205 149H207V152L204 153L203 151H205ZM209 149V150H208ZM121 150V149H120ZM165 150V149H164ZM24 151V152H22ZM68 151V150H67ZM66 151V152H67ZM83 153H87L86 156H88L86 159V161L84 160V162L82 160H79V159H72L73 160V165H77V168L79 167L81 170H82V173L84 174L83 177H85V181L86 182H89L90 183V180L92 178V173L90 172V169H89V159L91 157V154L87 152V149H82ZM85 151V152H84ZM180 151V152H181ZM69 152V151H68ZM96 152V151H95ZM179 152V153H180ZM71 153V152H70ZM77 153V152H76ZM120 153V152H119ZM134 153V152H133ZM169 153V152H168ZM26 154V153H25ZM90 154V156H89ZM122 154V153H120ZM24 155V154H23ZM128 155V154H127ZM58 157V155H56ZM69 156V157H68ZM85 156V157H86ZM133 156V155H132ZM138 156V157H139ZM204 157V161H203V157ZM95 158V157H94ZM202 160H201V159ZM35 159V160H34ZM58 160V158H57ZM26 161V160H25ZM61 161V163H59ZM63 161V162H62ZM181 161V160H180ZM133 162V161H132ZM182 162V161H181ZM263 163V162H262ZM121 164L123 165V163L121 162ZM181 164V163H180ZM122 165H119L118 168H116L117 170L116 171V174L118 173L121 177V180L122 182H124L123 178L124 176L126 177L127 175L129 174H126L127 173V170H125V166L123 167ZM207 165V166H206ZM121 166V167H120ZM241 166V168H240ZM263 166V165H262ZM27 167V166H26ZM57 168V169H56ZM73 168V167H72ZM93 168V167H92ZM125 168V169H124ZM25 169V167H24ZM114 169V168H113ZM128 169V168H127ZM30 170V169H29ZM76 170V169H75ZM207 170V169H206ZM114 171V172H115ZM81 172V171H80ZM176 172V171H175ZM179 172V171H178ZM32 173V172H30ZM56 173V174H57ZM77 173V172H76ZM132 173V172H130ZM50 177L49 178V176ZM173 174V173H172ZM54 175V176H53ZM111 175V174H110ZM118 175V176H119ZM131 175V174H130ZM133 175V174H132ZM131 175L130 178H133ZM76 176V177H75ZM175 176V175H174ZM56 178V179H57ZM128 178V179H130ZM169 178V177H168ZM256 178V177H255ZM55 179V178H54ZM87 179V180H86ZM128 179H125L126 182H128L127 180ZM170 179V178H169ZM26 180V179H25ZM24 180V182H25ZM131 180V179H130ZM174 181V180H173ZM74 182V183H72ZM92 182V181H91ZM97 182V181H96ZM166 182V181H165ZM182 182V181H181ZM237 182V181H236ZM236 182L234 184H236ZM79 183V182H78ZM119 183V182H118ZM125 183V182H124ZM57 184V183H56ZM59 184V183H58ZM139 185V183H137ZM164 184V182H163ZM185 184V183H184ZM240 184V183H239ZM238 184V186H239ZM89 185V184H88ZM122 185V184H121ZM141 185V184H140ZM168 185V184H167ZM190 185V184H189ZM194 185V184H193ZM219 185V184H218ZM237 185V184H236ZM250 185H254V184H250ZM73 186V185H72ZM127 186V185H126ZM125 186V187H126ZM164 186V185H163ZM191 186V185H190ZM220 186V187H221ZM233 186V185H232ZM19 187H20V183H19ZM57 187V186H56ZM123 187V186H122ZM155 187V186H154ZM161 187V186H160ZM158 187V190L159 188ZM173 187V186H172ZM193 187V186H192ZM191 187V188H192ZM195 187V185H194ZM253 187V186H252ZM25 188V187H24ZM27 188V187H26ZM30 188V190H31ZM55 188V187H54ZM73 188V193L75 192V190H77V186H76V189ZM71 188V189H72ZM150 188V187H149ZM148 188V189H149ZM166 188V187H165ZM165 188H161L159 191H161V198L159 199L158 198V202L156 200V204L159 208H161L165 201H166V189ZM190 188V187H189ZM200 188V187H197V189ZM20 189V188H19ZM56 189V188H55ZM85 190V193L87 194V198L90 197L92 198V200L94 199H97L93 194V191L91 190L90 187L86 186V188L84 187ZM152 189V188H151ZM175 189V188H174ZM185 189V188H184ZM187 189V187H186ZM202 189V188H200ZM237 189V190H236ZM14 190V189H13ZM22 190V189H21ZM171 190V189H170ZM254 190V189H253ZM24 191V190H23ZM82 191V193H83ZM149 191V190H148ZM152 191V190H151ZM154 191V190H153ZM152 191V192H153ZM172 191V190H171ZM177 191V189L175 190ZM187 191V190H186ZM198 191V190H197ZM196 190H193L192 189H188L187 193L185 194L186 195V209L189 211L188 212V216H186L187 218H183V220L185 222H187L186 224V231L187 233H189V240H188V243H187V250H186V253L183 257L182 254V257L183 259L181 260V258H178L179 255L177 257H175V260L176 262L174 264H205V258L207 257L206 256V247L208 245H206V242L203 240V237H201L202 235L198 234V230L199 228H201L203 230V225H204V219L202 218V213H201V210L198 208V202H199V199H200V195H199V191L197 192ZM201 191V190H200ZM22 192V191H21ZM30 192V191H29ZM28 190H27V194L29 193ZM77 192V191H76ZM156 192V191H155ZM174 192V191H173ZM183 192V191H182ZM23 193V192H22ZM25 193H26V190H25ZM54 193V192H53ZM168 193V192H167ZM177 193V192H176ZM181 193V191L179 192L178 190V194ZM18 194V193H17ZM24 194V193H23ZM72 194V193H71ZM136 194V192H135ZM169 194V193H168ZM172 194V193H171ZM174 194V193H173ZM26 195V194H25ZM52 195V194H50ZM183 195V194H182ZM33 196V195H32ZM33 196V197H34ZM53 196V195H52ZM81 196V194H80ZM86 196V195H85ZM134 196V195H133ZM176 196V194L174 195ZM245 196H247V198L249 197L250 199H247L245 200ZM26 197V196H25ZM55 196L51 197L54 198ZM55 197V198H56ZM74 197V195H73ZM81 197H84L81 196ZM15 198H16V194H15ZM71 200L73 199L72 197H70ZM85 198V197H84ZM170 198V197H169ZM128 199V198H127ZM168 199V198H167ZM178 199V198H177ZM184 199V198H182ZM16 200V199H14ZM27 200V199H26ZM25 200V201H26ZM90 200V199H89ZM91 200V201H92ZM99 200V199H98ZM170 200V199H169ZM181 200V198H180ZM13 201V199H12ZM81 201V200H80ZM97 201V200H96ZM95 201V202H96ZM177 201V200H176ZM14 202V201H13ZM139 202V203H138ZM147 202V203H146ZM168 202V201H167ZM184 202V200H183ZM16 203V202H15ZM92 203V202H90ZM144 203V204H143ZM173 203V202H172ZM14 205V203H12ZM52 204V202L50 203ZM126 204V203H125ZM138 204V205H137ZM0 205V206H1ZM151 205V204H150ZM153 205V204H152ZM180 205V204H179ZM178 205V206H179ZM74 206V205H73ZM154 206V205H153ZM165 206V205H164ZM168 206V205H167ZM166 206V207H167ZM184 206V205H183ZM202 206V205H201ZM2 207V206H1ZM0 207V208H1ZM9 207V206H7ZM13 207H16V205H14ZM38 207V206H37ZM53 208V206H51ZM96 207V206H95ZM6 208V207H5ZM4 208V209H5ZM20 208V207H19ZM39 208V207H38ZM44 208V206H43ZM76 208V207H74ZM150 208V207H148ZM7 209V208H6ZM12 209V207H11ZM10 209L9 207V210L7 209L6 211H3V212H0V261L2 260V256H3V252H4V245L5 243L8 242L9 238L11 237V239H13L12 237H16V232H14V230H10V228H8L7 226V222H9L8 220L11 218H13L12 216V210ZM42 209V207H41ZM173 209V208H172ZM178 209V208H177ZM76 210V209H75ZM74 210V211H75ZM124 210V209H123ZM149 210H152L151 208ZM161 210V209H160ZM168 210V209H167ZM185 211V207L184 209H182L181 211ZM40 210L37 209L36 211L33 212L32 214V217H33V220L36 221L39 216L41 215ZM48 211V210H47ZM65 211V209H64ZM73 211V212H74ZM79 211V210H78ZM82 211V210H81ZM153 211V210H152ZM164 211V210H163ZM72 212V214H73ZM124 212V211H123ZM75 213V212H74ZM81 213V212H79ZM78 213V214H79ZM126 213V214H127ZM151 213V212H149ZM148 213V214H149ZM154 213V212H153ZM82 214V218H83V221H90L92 220L93 218L90 219V217L92 216H89L90 214L89 213H81ZM123 214V213H122ZM125 214V213H124ZM125 214V216H126ZM184 214V213H183ZM185 214H187L185 212ZM184 214V215H185ZM21 215V214H20ZM25 215V214H24ZM61 215V216H62ZM71 215V214H70ZM150 215V214H149ZM164 215V214H163ZM166 215V214H165ZM160 216V211H156V216L155 217H159ZM70 217V216H69ZM148 217V218H146ZM161 217V216H160ZM180 217V216H179ZM15 218V217H14ZM59 218V217H58ZM63 218V216L61 217ZM60 218V219H61ZM71 218H72V215H71ZM96 218V217H95ZM119 218V217H118ZM170 218V217H169ZM182 218V217H181ZM59 219V220H60ZM14 220V219H12ZM11 220V221H12ZM21 220H25L24 221V224H26L27 222H29L28 219L24 218V219H21ZM28 220V221H27ZM63 220V219H62ZM68 220V219H67ZM71 220V219H70ZM73 220V219H72ZM71 220V221H72ZM118 220V219H117ZM124 220V218H123ZM182 220V219H181ZM10 221V222H11ZM15 221V220H14ZM82 221V220H81ZM115 221V220H114ZM144 221V222H143ZM153 221H154V218H153ZM157 221V219L155 220V222ZM16 222V221H15ZM21 222V221H20ZM23 222V221H22ZM22 222H21V227H22ZM26 222V223H25ZM91 222V221H90ZM146 222V223H145ZM152 222V223H151ZM172 222V221H170ZM68 223V222H67ZM67 223H65V225H67ZM71 223V222H70ZM77 223V222H76ZM124 223V222H123ZM179 223V222H178ZM206 223V222H205ZM13 224V223H12ZM17 224V222H16ZM72 224V223H71ZM70 224V225H71ZM85 224V223H84ZM88 224V223H87ZM125 224V223H124ZM183 224V223H181ZM92 225L91 223H89V226ZM117 225V224H116ZM146 225V228H147V232L145 233H142L140 231V229L142 230V227H144ZM218 226L220 224H217ZM19 226V225H18ZM27 226V225H26ZM38 226V225H37ZM64 226V225H63ZM74 225H72L73 227ZM185 226V224H184ZM13 227V226H12ZM54 227V228H53ZM52 229H54V233L51 232V230H49L51 232V234H56V236H58V232H59V228L53 226ZM124 227V225H123ZM159 227V229H158ZM206 227V226H205ZM50 228V227H49ZM48 228V229H49ZM119 228V227H118ZM167 228V227H166ZM177 228H180V227H177ZM181 228H183L181 226ZM12 229V228H11ZM17 229V227H16ZM72 228H70L71 230ZM220 229H222L220 227ZM218 228V233H215L217 235H213V236H216L214 238V246H213V249L210 248L211 250H213V255L214 257L218 255V250L217 248L219 247V244L221 241H220V235L219 234H222V233H219V230ZM19 230V229H18ZM63 230H66V229H63ZM82 230V229H80ZM99 230V229H98ZM164 229H162L163 231ZM175 230V229H174ZM48 231V230H47ZM46 231V232H47ZM53 231V230H52ZM120 231V230H119ZM173 231V230H172ZM185 231V232H186ZM201 231V230H200ZM19 232V231H18ZM101 232V231H100ZM164 232V231H163ZM169 232V231H168ZM176 232V231H175ZM204 232V231H203ZM215 232V231H214ZM223 232V230H222ZM25 233V232H24ZM33 233V232H31ZM66 233V232H65ZM186 233V234H187ZM42 233L39 231V232H36L35 233V242H33L36 246V249H40L41 246H43V244L46 243V241L42 244L43 240H42ZM61 234L63 235L62 231H61ZM84 234V233H83ZM81 232L79 233H75V232H72L71 234V237L72 239H74V241H76V243L78 244L79 243H83V246H84V251H85V257H84V261L85 263L87 264H94V257H93V248L92 246H90L89 244H86V241L84 242V240L87 238L84 237ZM90 234V233H89ZM93 234V233H92ZM102 234L99 233V238L102 236L100 235ZM180 234V233H179ZM183 234V233H181ZM185 234V235H186ZM201 234L202 231H201ZM70 235V234H69ZM68 235V236H69ZM204 235V234H203ZM47 236V235H46ZM43 237V239H45V237ZM66 235H64L63 237H65ZM97 236V235H96ZM104 236V235H103ZM223 236V235H222ZM18 237V236H17ZM61 237V236H60ZM188 237V236H187ZM49 238V237H48ZM46 238V239H48ZM54 238V237H53ZM58 239L56 240L57 242H59V237H57ZM89 238V237H88ZM98 238V239H99ZM155 238V239H154ZM173 238V237H172ZM66 239V238H65ZM102 239L103 241V238H100ZM184 239L186 240V238L184 237ZM53 241V239H51ZM64 240V239H63ZM13 241V240H12ZM11 241V242H12ZM33 241V240H32ZM49 241V240H48ZM47 241V242H48ZM53 242V243H57V242ZM68 241H69V238H68ZM101 241V242H102ZM170 241V240H169ZM67 242V241H65ZM72 242V240L70 241ZM173 242V241H172ZM176 242H179V241H176ZM24 243V242H23ZM50 243V242H48ZM52 243V244H53ZM62 243V241L60 242ZM81 243V245H82ZM167 243V242H166ZM11 244V243H10ZM59 244V243H58ZM93 244V243H92ZM102 244V243H101ZM164 244V242H163ZM180 244V243H179ZM9 245V244H8ZM26 245V243H25ZM57 245V244H55ZM73 245V244H72ZM174 245V244H173ZM181 245V244H180ZM3 246V247H2ZM22 246V245H21ZM52 246V245H51ZM59 246V245H58ZM57 246V247H58ZM162 246V245H161ZM210 246V245H209ZM208 246V248H209ZM5 247H7V245H5ZM19 247V245L17 246ZM16 247V248H17ZM27 247V246H26ZM54 247V246H53ZM61 246H59L58 248H60ZM75 245L71 246L69 251H68V255L70 254V256H73L74 260L77 261L78 263L81 261L80 258H76L78 257L79 255L76 256V253L77 251L75 250ZM97 247V246H96ZM29 248V247H28ZM124 248V247H123ZM173 248V247H172ZM63 249V247H62ZM66 249V248H65ZM186 249V248H185ZM20 250V249H19ZM31 250V249H30ZM46 250V249H45ZM165 250V249H164ZM180 250V249H179ZM6 251V250H5ZM38 251V250H37ZM79 251V250H78ZM222 251V250H221ZM220 251V252H221ZM23 252V251H22ZM45 252V251H44ZM52 252V251H50ZM66 252H67V249H66ZM151 252V254H152ZM161 252V251H160ZM159 252V253H160ZM173 252V251H171ZM177 252V251H176ZM179 252V251H178ZM16 253V252H15ZM30 253V252H29ZM39 253V252H38ZM146 253V252H145ZM148 253V252H147ZM158 253V254H159ZM184 253V252H183ZM47 254V252H46ZM157 254V255H158ZM173 254V253H172ZM217 254V255H216ZM221 253H219L220 255ZM52 256V254H49ZM67 255V257H69ZM103 255V254H102ZM156 255V256H157ZM27 256V255H26ZM50 256V257H51ZM83 256V255H82ZM150 256V255H148ZM5 257V256H4ZM3 257V258H4ZM36 257V256H35ZM40 257V256H39ZM53 259H57L55 262V264H69L67 263V261L65 262V257L63 255H61V257H57L53 255ZM146 257V256H145ZM151 257V256H150ZM168 257V256H167ZM210 257V256H209ZM7 258V257H6ZM10 258V257H9ZM31 258V257H29ZM15 259V258H14ZM38 256H37V261H38ZM50 258L48 257H45V260L46 262L49 260ZM157 259H158V256H157ZM165 259V258H164ZM170 259V258H169ZM216 259V261L218 260V258H214ZM22 260V259H21ZM51 260H52V257H51ZM73 260V259H71ZM73 260V261H74ZM167 260V259H166ZM237 260V259H236ZM17 261V260H16ZM44 261V258L42 260V262ZM163 261V260H162ZM169 261V260H168ZM220 261V260H219ZM2 262V261H1ZM0 262V263H1ZM5 262V261H4ZM10 262V261H9ZM28 262V261H27ZM69 262V261H68ZM120 262V264H121ZM167 262V261H166ZM13 263V262H12ZM30 264H37L38 262H36V259L34 260H31V262L29 261ZM44 263V262H43ZM51 263V261H50ZM71 263V262H70ZM211 263V262H210ZM3 264V263H1ZM71 264H74V263H71ZM163 264H166L165 262ZM168 264H173V262H169Z\"/></svg>","mask_w":264,"mask_h":264}]
</instances>
